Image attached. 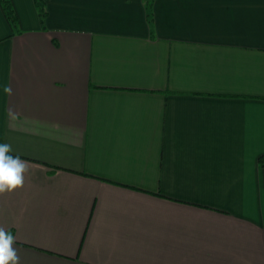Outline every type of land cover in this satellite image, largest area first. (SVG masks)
<instances>
[{"label": "crops", "instance_id": "obj_1", "mask_svg": "<svg viewBox=\"0 0 264 264\" xmlns=\"http://www.w3.org/2000/svg\"><path fill=\"white\" fill-rule=\"evenodd\" d=\"M12 3L20 264H264V0H152L151 27L145 0Z\"/></svg>", "mask_w": 264, "mask_h": 264}, {"label": "clouds", "instance_id": "obj_2", "mask_svg": "<svg viewBox=\"0 0 264 264\" xmlns=\"http://www.w3.org/2000/svg\"><path fill=\"white\" fill-rule=\"evenodd\" d=\"M6 94H11L8 85L3 86ZM10 119H15V113L9 111ZM12 146L0 143V195L10 193L23 187L25 175L29 172V164L20 155H13ZM15 237L5 228L0 227V264H20V256L14 247Z\"/></svg>", "mask_w": 264, "mask_h": 264}, {"label": "trees", "instance_id": "obj_3", "mask_svg": "<svg viewBox=\"0 0 264 264\" xmlns=\"http://www.w3.org/2000/svg\"><path fill=\"white\" fill-rule=\"evenodd\" d=\"M151 1L152 0H145L146 3V16H147V20L148 23L151 27V23H152V15H151ZM34 4L38 13V17L40 19V22L43 21L46 12H45V8H44V0H34ZM0 8L2 10V13L5 17V19L7 20V22L10 24L11 27H16L18 24V17L16 14V11L14 9L12 0H0ZM260 162L262 164H264V157H260Z\"/></svg>", "mask_w": 264, "mask_h": 264}]
</instances>
